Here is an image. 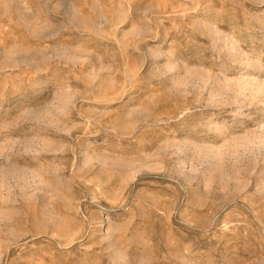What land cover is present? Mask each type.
<instances>
[{"label": "rangeland", "instance_id": "1", "mask_svg": "<svg viewBox=\"0 0 264 264\" xmlns=\"http://www.w3.org/2000/svg\"><path fill=\"white\" fill-rule=\"evenodd\" d=\"M0 264H264V0H0Z\"/></svg>", "mask_w": 264, "mask_h": 264}]
</instances>
